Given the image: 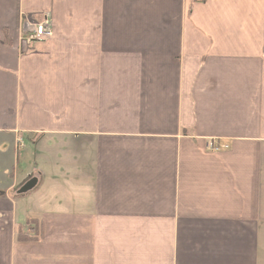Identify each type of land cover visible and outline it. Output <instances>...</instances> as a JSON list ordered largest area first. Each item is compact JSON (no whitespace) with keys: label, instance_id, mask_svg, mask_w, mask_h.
<instances>
[{"label":"crops","instance_id":"crops-1","mask_svg":"<svg viewBox=\"0 0 264 264\" xmlns=\"http://www.w3.org/2000/svg\"><path fill=\"white\" fill-rule=\"evenodd\" d=\"M0 264H264V0H0Z\"/></svg>","mask_w":264,"mask_h":264},{"label":"built area","instance_id":"built-area-1","mask_svg":"<svg viewBox=\"0 0 264 264\" xmlns=\"http://www.w3.org/2000/svg\"><path fill=\"white\" fill-rule=\"evenodd\" d=\"M26 23L24 24V31L29 33L28 39L31 41L36 39H46L52 35V26L48 17L38 22L27 19ZM210 144L213 146V142ZM225 147L227 146L225 145Z\"/></svg>","mask_w":264,"mask_h":264},{"label":"water","instance_id":"water-1","mask_svg":"<svg viewBox=\"0 0 264 264\" xmlns=\"http://www.w3.org/2000/svg\"><path fill=\"white\" fill-rule=\"evenodd\" d=\"M38 183V179L36 177L30 178L26 183L20 187L18 190L19 194L27 193L28 191L32 190Z\"/></svg>","mask_w":264,"mask_h":264},{"label":"trees","instance_id":"trees-1","mask_svg":"<svg viewBox=\"0 0 264 264\" xmlns=\"http://www.w3.org/2000/svg\"><path fill=\"white\" fill-rule=\"evenodd\" d=\"M33 239L35 237H30L29 235H27L26 233H24L23 231H18V239L19 240H26V239Z\"/></svg>","mask_w":264,"mask_h":264},{"label":"rangeland","instance_id":"rangeland-1","mask_svg":"<svg viewBox=\"0 0 264 264\" xmlns=\"http://www.w3.org/2000/svg\"><path fill=\"white\" fill-rule=\"evenodd\" d=\"M32 143V141L30 140V138L28 137L27 138V140H26V145H28V144H31ZM23 143L20 141V143H19V145L21 146ZM210 146L212 147V148H214L215 150H217V149H219V147H217L216 148V146L214 145V142H213V146L210 144ZM23 151V148L21 149V152Z\"/></svg>","mask_w":264,"mask_h":264}]
</instances>
